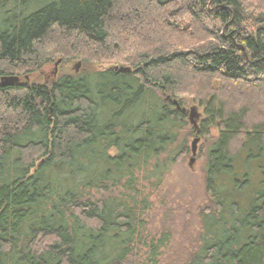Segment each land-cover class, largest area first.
I'll use <instances>...</instances> for the list:
<instances>
[{"label":"trees","instance_id":"trees-1","mask_svg":"<svg viewBox=\"0 0 264 264\" xmlns=\"http://www.w3.org/2000/svg\"><path fill=\"white\" fill-rule=\"evenodd\" d=\"M1 77L23 81L0 84V264H157L147 197L187 152L186 100L208 204L175 264H264V0H0Z\"/></svg>","mask_w":264,"mask_h":264},{"label":"rangeland","instance_id":"rangeland-1","mask_svg":"<svg viewBox=\"0 0 264 264\" xmlns=\"http://www.w3.org/2000/svg\"><path fill=\"white\" fill-rule=\"evenodd\" d=\"M54 64L55 62L44 64L39 71L30 74L28 80L42 83L56 78L60 73L72 74L75 72L76 66V72L84 69L78 59L56 66ZM118 65L120 64L100 63L93 64L90 68L103 70ZM22 81L23 79H21ZM191 106H197L199 112L196 121L198 128L200 120L203 118L202 108L187 100L183 107L189 109ZM186 122L187 124L178 138V143H184L187 152L178 158L177 162L171 164L167 173L161 175L158 187L154 188L147 197L151 205L145 216L147 232H144V235L148 234L156 240L166 233L169 234L168 242L160 247L159 255L155 258L157 264H175L177 260L181 262L187 254L196 250L199 245L197 239L200 232L199 212L208 204L202 170L208 143L199 136L194 155L195 160L189 165L191 141L197 138L196 130L198 129H194L187 114ZM212 130L216 135L215 130ZM143 191L146 195L150 191V185L145 186ZM145 250L146 247L138 245L134 250L137 255L133 258L141 256Z\"/></svg>","mask_w":264,"mask_h":264},{"label":"water","instance_id":"water-1","mask_svg":"<svg viewBox=\"0 0 264 264\" xmlns=\"http://www.w3.org/2000/svg\"><path fill=\"white\" fill-rule=\"evenodd\" d=\"M59 63V60H57L55 62V66ZM77 69V66L75 67V71ZM113 69L116 70V71H119V72H128L129 71V68L127 67H118V66H113ZM18 78L17 77H1L0 78V84L2 86L4 85H8V84H12L14 82H17ZM173 104H175L176 107H179L178 106V103L176 100H173L172 101ZM182 111H184L185 109L182 108L181 109ZM188 120L189 122L192 124V126L194 128H197V124H196V121L199 117V112L197 111V108L195 106H191L189 109H188ZM198 143V138H195L191 141V157L189 159V165H191L193 162H194V155H195V152H196V144Z\"/></svg>","mask_w":264,"mask_h":264},{"label":"flooded vegetation","instance_id":"flooded-vegetation-1","mask_svg":"<svg viewBox=\"0 0 264 264\" xmlns=\"http://www.w3.org/2000/svg\"><path fill=\"white\" fill-rule=\"evenodd\" d=\"M17 78H18L17 82H21V78H19V77H17ZM24 79L27 80V76H24Z\"/></svg>","mask_w":264,"mask_h":264}]
</instances>
